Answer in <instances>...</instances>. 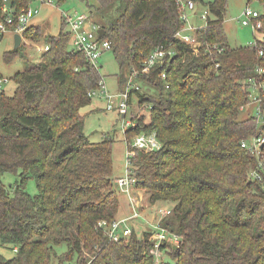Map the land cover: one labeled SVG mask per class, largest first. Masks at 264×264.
Segmentation results:
<instances>
[{
  "label": "trees",
  "instance_id": "obj_1",
  "mask_svg": "<svg viewBox=\"0 0 264 264\" xmlns=\"http://www.w3.org/2000/svg\"><path fill=\"white\" fill-rule=\"evenodd\" d=\"M96 1L95 11L115 15L101 28L121 71L142 69L158 46L174 51L138 74L157 93L135 92L138 105L147 106L133 112L137 127L126 136L155 132L163 142L158 151L131 149L129 171L137 188L150 193V204H173L162 226L179 241L167 239L157 262L151 222H143L150 229L142 236L133 225L117 241L99 226L118 219L125 195L115 186L114 136L90 140L81 111L94 102L90 92L104 76L62 28L48 36L49 47L32 68L13 77L14 93L0 92V244L14 251L11 258L0 255V264H53L61 244L68 250L59 258L69 264H264V146L260 156L242 146L260 126L254 116L241 118L251 102L247 81H260L264 56L229 43L228 0L209 4L211 15L195 31L199 53L175 37L183 26L178 0ZM11 2L21 8L31 1ZM259 19L264 34V14ZM24 33L30 41L44 38L34 24ZM118 78L127 80L122 73ZM259 98L264 110V90ZM257 169L262 179L253 178ZM4 173L21 180L8 188ZM30 179L36 195L25 188Z\"/></svg>",
  "mask_w": 264,
  "mask_h": 264
},
{
  "label": "built area",
  "instance_id": "obj_2",
  "mask_svg": "<svg viewBox=\"0 0 264 264\" xmlns=\"http://www.w3.org/2000/svg\"><path fill=\"white\" fill-rule=\"evenodd\" d=\"M28 6H23L17 8L12 5L11 0H2V20L0 21V48L3 39L7 33H12L14 36L16 34L22 35L23 41L25 40V31L32 24V20L40 12V7L34 5V2L39 1L41 4L52 3V0H30ZM179 11L181 13V20L183 26L177 31L175 37L181 39L188 45L192 46L194 53H199L201 47L203 46L201 40L196 35L195 31L198 26H195L190 20V13L187 11L193 10L196 7V0H178ZM241 17V24L243 26L251 27L255 33H259L263 28L262 21L259 19L261 12L258 10H253L250 7H246L243 10ZM209 12L205 11L201 15V19L207 20ZM66 24L69 31L72 34V41L74 48L78 51L84 52L87 60L91 65L97 69H101L102 65L99 62L100 57L105 51L111 50V41L104 39V36H100L101 25L95 20H92L89 13H75L73 15L65 14ZM26 42V41H25ZM249 47H256L259 56H264V35H261L255 41L248 45ZM49 45L36 44L35 49L40 52L46 51ZM216 48V45L209 44L207 49ZM1 52V50H0ZM174 55L173 50H167L164 46H158L155 50L151 52L149 57L145 60L142 69H133L132 72L127 76V80L123 83L118 91L110 92L106 85V80L102 77L99 87L96 90L90 92L92 97L99 96L105 100L106 109L109 111L115 110L119 114L120 126L123 134H125V141L128 144L127 157L130 155L131 149H136L141 152H153L158 151L163 146V142L158 139L155 132H142L133 135L127 139V132L130 128L137 127V120L133 117V111L131 110L133 95L137 91H141L140 86L135 82L138 79V74L148 73L151 69L159 65V63H164L165 56L172 57ZM256 73L259 79L254 77L249 79V90L251 102L250 104L255 106L254 117L258 121V125L264 124V110L260 105V92L264 90V80H262L264 68H257ZM165 78V74L162 75ZM10 78L0 75V92L5 89L6 85L9 84ZM140 108L141 106H137ZM264 128V125H263ZM242 146L246 147L251 153L256 156H260L264 146V132H260L256 135L251 136L247 140L242 142ZM264 165L260 162V166ZM130 161L127 158V170L124 176L117 177L115 179L116 187L121 193L125 194L128 198L129 205L131 206V213L128 217L117 219L114 223L110 224L105 220H101L99 226L103 228L105 233L110 239L117 241L123 237H128L132 233L131 226H129L130 221L134 218H143L142 212L144 211V205L141 204L142 196L136 195L137 188V178L129 171ZM254 179H262V173L257 169L252 172ZM171 213L170 208H160L157 211L158 217L157 221L151 223L154 228V232L151 235V239L155 240L154 247L151 248V252L155 254L157 262L162 257L161 246L167 239H171L173 242L178 243L179 237L172 232H168L165 227L162 226V222L165 216ZM149 222L148 220H146Z\"/></svg>",
  "mask_w": 264,
  "mask_h": 264
},
{
  "label": "rangeland",
  "instance_id": "obj_3",
  "mask_svg": "<svg viewBox=\"0 0 264 264\" xmlns=\"http://www.w3.org/2000/svg\"><path fill=\"white\" fill-rule=\"evenodd\" d=\"M52 3L41 4L39 1L34 2V5L40 7V12L35 18L32 20V23L35 26H39L44 33V38H42V43H47L49 38L48 36H56L59 35L63 29L66 31L69 29L67 27H63V20L66 22L65 14L73 15L76 12L78 13H89L92 20H95L100 25H107L110 19H112L115 15L112 13L109 14V10L105 13L100 14L95 11L97 4L96 0H52ZM214 0H196V7L193 10L187 11L190 13V20L195 26L202 27L205 25L207 20L201 19V15L205 13V11L209 12V4ZM246 7H250L253 10H258L262 14H264V5L258 0H228V6L226 8L227 14L225 16L224 25L226 27V31L229 38V43H231L232 47H238L241 45H249L261 35H264L262 32L255 33L251 27L243 26L241 24V17L243 14V10ZM196 12L199 15H196ZM211 12H209V16ZM101 29V28H100ZM26 41V42H25ZM41 42H36L33 40H25L22 42V45L18 48H15V36L12 33H7L5 38L1 44V52H0V75L6 76L10 78V83L6 85L5 92L8 95L14 93L16 88V82L13 81V77L19 72H23L32 68L33 63L39 60V52L36 51L35 45L41 44ZM73 43V41H72ZM12 56V59L9 57ZM101 65V74L106 79L107 88L110 92L118 91L119 89V74H123L124 76L129 75V70L124 69L121 71L119 63L115 60L113 50L105 51L99 59ZM135 82L140 86L141 92H147L151 94L157 93L156 87L148 84L144 80L135 79ZM96 96L94 99L95 105L97 103V110H91L89 107L81 109L82 113L85 114V133L88 138L94 142H98L104 139L106 136L111 135L114 136L115 144H114V179L116 177L124 176L127 170V149L128 144L125 141V134H123L120 121L117 119L118 115L115 111H108L105 108V101L98 98ZM101 100V101H99ZM138 99L136 93L133 95L131 110L134 113H138L142 108L146 107L147 104H144L143 107L138 108ZM255 114V106L249 104L242 111L241 118H246L248 116H254ZM264 124H260L258 132H264L263 128ZM2 181L5 182L8 188L15 186L18 181L21 180V177L16 176L13 173H4L2 176ZM116 186V184H115ZM25 188L32 195H36L37 186L36 181L34 179L28 180L25 185ZM136 195L142 196L141 204L144 205V211L142 212V216L145 217L146 220L153 223L157 221L155 219L158 217L157 211L160 208H170L173 206L170 202H157L155 204H150L149 202V192L148 190H136L134 191ZM121 206L118 212V218L122 219L129 216V207H128V199L125 195H120ZM127 211V213H126ZM131 211V210H130ZM125 214H128L125 216ZM145 220L141 218H136L129 223V226L134 225L136 230L138 231V236H142L144 231H148L150 227L147 228L146 225H143ZM68 250V246L66 244H61L56 246L57 254L62 256ZM0 255L11 258L14 255V251L11 246L1 245L0 244ZM59 256L54 257L53 264H69L66 261H61ZM164 257V253H163ZM168 256L166 255L165 258Z\"/></svg>",
  "mask_w": 264,
  "mask_h": 264
},
{
  "label": "water",
  "instance_id": "obj_4",
  "mask_svg": "<svg viewBox=\"0 0 264 264\" xmlns=\"http://www.w3.org/2000/svg\"><path fill=\"white\" fill-rule=\"evenodd\" d=\"M99 31H100V36H104L105 35V31H104L103 28H101ZM22 42H23L22 35L16 34L15 35V48H17L20 45H22Z\"/></svg>",
  "mask_w": 264,
  "mask_h": 264
},
{
  "label": "crops",
  "instance_id": "obj_5",
  "mask_svg": "<svg viewBox=\"0 0 264 264\" xmlns=\"http://www.w3.org/2000/svg\"><path fill=\"white\" fill-rule=\"evenodd\" d=\"M196 15H199L197 12H196ZM33 24V23H32ZM41 44H42V46H44V45H47L48 44V42L47 43H42L41 42ZM36 51H38L39 53H40V51L39 50H36ZM103 66V65H102ZM102 68V67H101ZM106 80V79H105ZM107 85V84H106ZM119 89L121 88V86L123 85V84H120L119 83ZM119 89H117V90H119ZM99 99H101V100H103L101 97H98ZM101 100H99V101H101ZM91 110H93V109H97V103H96V105H95V102H93L90 106H88ZM126 213H127V211H126ZM126 215H128V214H125V216ZM119 216V215H118ZM118 218V217H117ZM119 219V218H118Z\"/></svg>",
  "mask_w": 264,
  "mask_h": 264
},
{
  "label": "bare ground",
  "instance_id": "obj_6",
  "mask_svg": "<svg viewBox=\"0 0 264 264\" xmlns=\"http://www.w3.org/2000/svg\"><path fill=\"white\" fill-rule=\"evenodd\" d=\"M262 14V13H261ZM259 164V163H258Z\"/></svg>",
  "mask_w": 264,
  "mask_h": 264
}]
</instances>
